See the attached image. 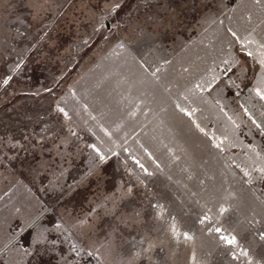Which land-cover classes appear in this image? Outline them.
Masks as SVG:
<instances>
[{
    "label": "rangeland",
    "instance_id": "obj_1",
    "mask_svg": "<svg viewBox=\"0 0 264 264\" xmlns=\"http://www.w3.org/2000/svg\"><path fill=\"white\" fill-rule=\"evenodd\" d=\"M262 60L264 0H0V264H264Z\"/></svg>",
    "mask_w": 264,
    "mask_h": 264
},
{
    "label": "snow or ice",
    "instance_id": "obj_2",
    "mask_svg": "<svg viewBox=\"0 0 264 264\" xmlns=\"http://www.w3.org/2000/svg\"><path fill=\"white\" fill-rule=\"evenodd\" d=\"M261 63L264 64V60H262ZM5 83H7V81H5ZM257 91L259 92L260 89H257ZM261 95H264V92H262ZM93 147H95V146H93ZM221 211H223V208L221 209ZM44 231L46 232L47 230L45 229ZM217 231H222V230L221 229H217ZM185 235H187V233H185ZM222 238L226 239L227 242L230 243V244L236 242V237L235 236H231L230 238H228V237H222ZM46 239H47V237L44 235V232H37V233H35L33 235L32 242H33L34 245H36V244L42 243ZM150 248H151V244H149V248L148 249L137 250L134 253V258L138 259L141 255L148 253ZM72 250L75 251L74 248ZM128 264H134L133 260H129Z\"/></svg>",
    "mask_w": 264,
    "mask_h": 264
}]
</instances>
